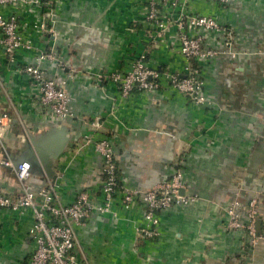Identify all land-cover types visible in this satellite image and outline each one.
Here are the masks:
<instances>
[{"label":"crops","instance_id":"1","mask_svg":"<svg viewBox=\"0 0 264 264\" xmlns=\"http://www.w3.org/2000/svg\"><path fill=\"white\" fill-rule=\"evenodd\" d=\"M139 1L43 0L50 9L56 5L53 17L41 15L39 8L26 16L22 13L20 23H26V30L43 20L50 31L34 34L36 49L18 55L17 63L56 43L63 72L75 75L66 92L77 119L46 123L28 80L14 73L0 54V114L7 113L10 119L0 143V192L11 197L21 192L13 169L3 162L18 155L27 133L39 132L46 124H67L73 135L69 149L56 162V184L31 178L28 187L51 185L64 203L73 202L80 191L99 199L101 158L83 143L84 135L94 134L111 141L122 187L147 190L178 169L188 181L185 194L199 196L191 205L157 212L160 236L152 241H144L133 230L142 222L140 200L124 211L116 200L115 217L93 215L86 226L76 229L79 260L264 264V244L250 247L243 231L225 226V210L233 199L246 208L255 197L256 226L264 233V139H254L250 130L255 124V130L264 132V99L248 88L253 83L264 88V0H234L230 8L212 12L222 24L234 27L233 44L239 54L234 63L221 59L200 64L204 90L215 102L209 108L195 106L168 87L152 94L136 91L129 102L119 99L110 75L124 70L139 53L146 52L152 67L182 72L177 28L171 27L167 40L151 42L150 30L140 22ZM196 9L210 11L205 6ZM45 68L48 75H58L55 65ZM32 222L30 210L18 214L0 209V264L28 259Z\"/></svg>","mask_w":264,"mask_h":264},{"label":"built area","instance_id":"2","mask_svg":"<svg viewBox=\"0 0 264 264\" xmlns=\"http://www.w3.org/2000/svg\"><path fill=\"white\" fill-rule=\"evenodd\" d=\"M233 1L142 0L140 22L147 31L150 30L151 42L167 40L171 27L177 28L175 42L178 44L177 53L180 56L182 72L168 67H165L164 72H160L157 65L152 67L148 63L146 52L139 53L124 70L110 75V80L119 92V99L129 102L136 91L152 94L168 87L195 106L212 107L214 102L205 95L199 66L221 54L212 43L220 42L224 50L232 49L235 39L234 27L222 24L212 12L217 8H230ZM202 6L210 11L204 13L196 9ZM34 8L42 10L41 15L45 13L51 17L54 10H57L55 4L51 9L49 5L45 6L43 0H0V54L12 65L14 73L28 80L36 97V109L43 114L46 123L75 120L77 116L66 92L68 82H71L75 75L63 72L55 50L56 43L49 49L37 50L24 63H17L18 55L30 54L36 49L34 34H47L50 31L47 22L43 20L33 23L31 31L25 29V22L21 25L22 13L26 12V16ZM215 38L218 40L215 41ZM174 46L173 44V48ZM46 64L55 65L58 75H48ZM9 124L8 114H0V143L6 136ZM83 143L86 147H93L101 158L102 181L99 199L93 198L87 191H80L73 202L64 203L51 185H44L39 189L24 185L29 178L27 163L13 168L9 160L3 162L4 166L13 169L21 192L16 197L0 192V209L18 214L30 210L33 216L28 230L33 247L28 259L20 264H89L77 257L76 229L86 226L93 215L115 217L116 200L122 211L130 209L137 200L143 204L142 222L134 225L133 230L144 241H152L160 236L157 212L173 207H185L199 200L197 194H180V190L188 187V181L178 169L173 171L168 180L158 182L147 190L122 187L111 141L102 136L86 134ZM225 215L226 228L231 231H243L250 247L264 244V233L258 232L256 226L255 197L249 200L246 208H242L238 198L233 199L226 207Z\"/></svg>","mask_w":264,"mask_h":264},{"label":"water","instance_id":"3","mask_svg":"<svg viewBox=\"0 0 264 264\" xmlns=\"http://www.w3.org/2000/svg\"><path fill=\"white\" fill-rule=\"evenodd\" d=\"M72 131L67 124H46L42 125L39 132L27 133L25 145L21 148L18 155L11 159L13 168H17L23 163L29 165V178L24 182L25 186L31 178L44 183L48 181L55 185L57 181L56 162L67 152L72 140ZM38 185V184H37ZM43 184L31 189H39ZM184 194V190H180Z\"/></svg>","mask_w":264,"mask_h":264},{"label":"rangeland","instance_id":"4","mask_svg":"<svg viewBox=\"0 0 264 264\" xmlns=\"http://www.w3.org/2000/svg\"><path fill=\"white\" fill-rule=\"evenodd\" d=\"M234 38H235V36H234ZM165 40V39H164ZM218 40V38H215V41H217ZM235 40V39H234ZM212 46L214 47V48H216L219 52H221V54H219L218 56H216V57H212V60L210 59V60H206L205 62H204V64H207V63H210L211 61H218V60H221V59H223L224 61H228V63H230V62H236L237 61V58H238V54H239V52H238V50L235 48V45L234 44H232V49L231 50H224V47H223V45L220 43V42H216V43H212ZM248 88H249V90L251 91V90H257V92H259V94L258 95H260L259 97L261 98V99H264V88H257L256 86H255V83H253L252 85H250V86H248ZM205 91V90H204ZM206 93V92H205ZM207 97H209L208 96V94L206 93L205 94ZM210 98V97H209ZM211 99V98H210ZM212 100V99H211ZM213 101V100H212ZM214 102V101H213ZM213 106H215V102H214V104H213ZM212 106V107H213ZM258 116H260L259 114H258ZM261 118V117H260ZM263 118V117H262ZM255 122V121H254ZM256 126H255V124H253V126H251V134H252V136H253V138L254 139H258V140H262V139H264V132L263 133H261L260 132V130H255L256 128H255ZM77 233V232H76Z\"/></svg>","mask_w":264,"mask_h":264},{"label":"trees","instance_id":"5","mask_svg":"<svg viewBox=\"0 0 264 264\" xmlns=\"http://www.w3.org/2000/svg\"><path fill=\"white\" fill-rule=\"evenodd\" d=\"M159 70H160V72H164L165 71V68H161V67H159ZM118 198V196L116 197V199ZM259 232V231H258Z\"/></svg>","mask_w":264,"mask_h":264}]
</instances>
